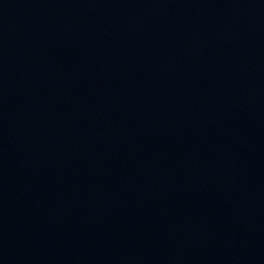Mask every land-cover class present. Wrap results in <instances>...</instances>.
Listing matches in <instances>:
<instances>
[{"label": "water", "instance_id": "95a60500", "mask_svg": "<svg viewBox=\"0 0 264 264\" xmlns=\"http://www.w3.org/2000/svg\"><path fill=\"white\" fill-rule=\"evenodd\" d=\"M0 264H264V0H0Z\"/></svg>", "mask_w": 264, "mask_h": 264}]
</instances>
